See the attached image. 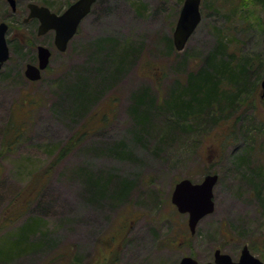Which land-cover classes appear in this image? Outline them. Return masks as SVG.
<instances>
[{"label": "rangeland", "instance_id": "1", "mask_svg": "<svg viewBox=\"0 0 264 264\" xmlns=\"http://www.w3.org/2000/svg\"><path fill=\"white\" fill-rule=\"evenodd\" d=\"M74 1L15 0L12 12L0 0L10 50L0 69V264H178L187 255L205 263L216 250L237 260L244 245L264 263V3L201 0V21L184 50L169 53L165 43L184 0H96L66 52L50 46V70L29 84L23 64L51 38L23 22L27 4L61 13ZM219 38L234 63L248 58L259 67L249 70L259 81L231 115L219 118L214 105L216 124L202 117L182 131L151 109L147 127H137L135 97L148 90L155 107L168 99L177 80L184 84L204 67ZM128 45L137 52L113 75V53ZM78 85L102 86L83 112L76 111ZM70 141L73 149L61 154ZM206 174L218 176L214 211L190 235L171 194L180 179L200 182ZM93 180L103 185L98 200L91 199ZM123 182L130 189L116 198ZM31 220L33 233L11 246Z\"/></svg>", "mask_w": 264, "mask_h": 264}, {"label": "trees", "instance_id": "2", "mask_svg": "<svg viewBox=\"0 0 264 264\" xmlns=\"http://www.w3.org/2000/svg\"><path fill=\"white\" fill-rule=\"evenodd\" d=\"M264 3V0H259ZM107 41V40H106ZM102 48V45L100 46ZM228 41L225 38H219L215 48L207 55L203 62L204 67L196 71L189 72L186 76V81L181 84V80L175 82V86L171 89L169 98L162 101L155 107L154 97L148 90L141 92L134 99L133 115L135 118L136 126L139 128L147 127L149 112L151 109L157 110L159 113L165 114L167 120H171L174 125H178L179 130L190 131L194 125H199V121H203V118H207L213 123H217L218 120L213 119L212 116L215 112L214 105L220 117H228L231 115V108L237 101L239 96L247 94L251 89L255 88L259 77L251 78L249 70L257 71L260 69L258 75L264 74V67H254L255 61L243 58L241 61L234 63V56L229 53ZM165 48L169 53L173 51L172 40L169 38L165 43ZM113 50V49H112ZM137 50L133 46H123L118 49L117 54L113 53L112 63L115 66L113 75L123 70L124 66L129 60L135 56ZM250 70V71H251ZM113 75L102 77V80L113 79ZM257 75V76H258ZM251 78V79H250ZM222 81L234 89L231 93L228 91L220 90ZM84 86L78 85L74 89V94L77 97L76 111L83 112L88 110L89 106L95 100L102 86H96L89 90H84ZM224 101H227L225 104ZM115 104V103H114ZM212 111V112H211ZM170 115L169 117L167 115ZM104 119V118H103ZM196 121H190V120ZM213 119V120H212ZM191 122V123H190ZM235 125L232 130L225 131L224 139L230 138L235 132ZM87 133L74 137L72 142H79ZM76 139V141H75ZM233 137L230 140L232 141ZM72 142L70 146L63 148V153H67L72 150ZM123 151V150H122ZM121 151V153H122ZM243 158L238 157L237 161H241ZM93 191L91 192V199L98 200L102 197L103 185L99 180H93ZM116 192V198H124L130 187L127 182L121 183ZM262 206L264 207V198H262ZM37 220H31L24 224L19 233H17V240L11 243V246L18 247L23 243V239L28 235V232L33 233L35 230ZM22 241V242H21ZM23 248V247H21ZM20 250V249H19ZM18 250V251H19Z\"/></svg>", "mask_w": 264, "mask_h": 264}, {"label": "water", "instance_id": "3", "mask_svg": "<svg viewBox=\"0 0 264 264\" xmlns=\"http://www.w3.org/2000/svg\"><path fill=\"white\" fill-rule=\"evenodd\" d=\"M11 10L16 9L15 0H7ZM96 0H76L70 4L61 14H55L43 6L28 4V19L36 17L40 21L38 34L43 35L53 30L54 46L56 50L64 52L69 41L76 34L81 21L90 13ZM201 0H184L179 12L178 19L172 34V44L176 51L184 50L189 38L194 33L201 21ZM7 24L0 22V68L9 58V48L6 42ZM50 50L44 46L37 47L38 65L27 64L26 76L36 81L41 76L48 63ZM264 90V78L261 82ZM261 97H264V93ZM216 174H206L200 182H193L188 178H182L174 185L171 194V203L181 214H187V226L191 235L195 234L196 226L201 219L214 211L213 189L217 183ZM178 264H264L262 260L255 257L244 245L240 256L234 261L228 254L220 250L214 252L212 262L199 263L191 256H183Z\"/></svg>", "mask_w": 264, "mask_h": 264}, {"label": "flooded vegetation", "instance_id": "4", "mask_svg": "<svg viewBox=\"0 0 264 264\" xmlns=\"http://www.w3.org/2000/svg\"><path fill=\"white\" fill-rule=\"evenodd\" d=\"M28 5V4H27ZM36 5H38V6H44V5H41V4H36ZM44 7H47V6H44ZM50 11H52L49 7H47ZM17 10H15V12H16ZM29 12V11H28ZM53 12V11H52ZM28 15V14H27ZM27 16L23 19V22L24 23H28V22H32V24L34 25L33 26V29H32V34L34 35V34H36L37 35V37H50L51 38V42H50V45L49 44H41V43H39V44H37V46H36V48H34V51H35V54H34V57H33V59L32 60H30V61H27L26 63H24L23 64V67H22V70L21 71H23V77L25 78V80H27L28 82H29V84H34V83H36V82H39L42 78H43V75L44 74H46L49 70H50V62H51V58H52V56L54 55L53 54V51H52V47H54L55 48V46H54V36H55V32L53 31V30H50V31H48V32H46L45 34H43V35H39L38 34V28H39V25H40V21H39V19L38 18H36V17H33V18H27ZM7 31H8V28H7ZM21 33V32H20ZM69 44V43H68ZM8 45V44H7ZM38 46H44V47H46V48H48L49 50H50V52H51V54H50V58H49V63H48V65H47V67L43 70V71H41V76H40V78L38 79V80H36V81H32V80H30L27 76H26V74H25V71H26V65L27 64H32V65H35V66H37L38 65V55H37V47ZM50 46H52L51 48H50ZM9 48V47H8ZM67 48H68V45H67ZM67 48H66V50H67ZM66 50L64 51V52H66ZM9 52H10V50H9ZM59 52V51H58ZM64 52H59V53H64Z\"/></svg>", "mask_w": 264, "mask_h": 264}]
</instances>
